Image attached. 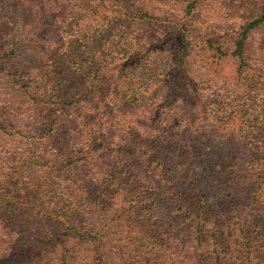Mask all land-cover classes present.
<instances>
[{
    "label": "rangeland",
    "instance_id": "374dc122",
    "mask_svg": "<svg viewBox=\"0 0 264 264\" xmlns=\"http://www.w3.org/2000/svg\"><path fill=\"white\" fill-rule=\"evenodd\" d=\"M110 1L114 5L127 4L130 9L144 8L160 19L127 20L114 18L111 13H107L109 18H94L74 3L65 6L50 4L49 10L59 15L61 23L63 20L70 23L64 34L56 32L60 30L57 26L52 29L54 41L63 35L66 41L65 52L54 53L56 59L52 62L53 68L57 69L58 66L62 72L60 78L81 87L92 64H100L103 59L100 53L111 54L114 58L126 55L122 62L127 63L128 71L120 74L116 70L112 71L117 60L108 69L107 73L114 81L111 82V89L115 88L117 95L114 96L123 100V107L129 112L127 116L138 122L136 132H139L140 138H144V132H151L158 151L163 149L160 155L166 173L158 180L160 188L170 191L172 185L184 188L198 185L208 193L212 202L227 208L228 201L224 198L232 192L242 205L245 199L241 190L245 188L240 186L241 182L238 186L239 181H233L235 179L230 177L232 170L227 163L237 162L242 165L249 160H256V163L258 154L264 150L262 36L260 32H255L252 39L253 52L261 64L262 80L258 89L244 100L237 97L230 67L223 70V77L206 68L201 57L200 41L210 30L232 34L243 21L245 3L249 1L253 4L256 0H208L200 14L195 16L194 13V16L184 18V25L182 9L173 7L165 0ZM27 28L12 0H0V48L5 41L18 42ZM183 33L187 46V73L200 82L204 89L206 115L201 120L197 118V112L185 111L180 91L169 84L166 78V74L173 68V51L165 45L183 43ZM17 52L21 68L35 89L50 95L56 88V78L51 81L42 76L44 70L49 68H43L44 65L28 42L19 44ZM87 54L91 58L95 56L96 61L92 64L88 62L83 68L80 59L87 60ZM74 58L78 65L71 62ZM18 100L0 73V264H95L91 260L94 251L89 245L75 234L68 236L63 221L55 217L63 202L58 195L67 191L72 184L71 178L69 174L60 173L48 165L49 157L45 147L33 138L37 128L22 114ZM239 101H244L243 110L240 108V112L234 114L233 117H236L231 121L229 116L239 107ZM239 114L246 123H241ZM192 117L199 128L195 126ZM241 124L243 129H240ZM11 126L21 129L27 137L6 136L4 130H9ZM63 129L64 132L68 131L66 134L71 145L79 149L84 147L87 133L80 121L66 119ZM117 137L124 140L120 131ZM125 140L133 148H144L139 144L135 146L134 142H138L135 139ZM129 151L124 150L130 154ZM131 165L139 173L145 172L141 164L134 165L131 162ZM158 171L153 174H159ZM23 198L30 203L31 212L15 208V204ZM161 204L163 214L173 224L168 226V231L175 234L176 229L181 227L180 223L168 215L169 204ZM255 215L257 212L250 205L244 207L243 216L247 222L260 224L257 243L264 264V210L260 217ZM100 219L86 210L76 211L71 216L72 223L79 229H97ZM170 233L167 232L165 236ZM175 237L179 241L185 238L181 233ZM47 240H50L49 243ZM108 243L105 251L108 263L122 264L120 254L112 250L116 242L111 243L110 240ZM65 248L68 250V258L63 255Z\"/></svg>",
    "mask_w": 264,
    "mask_h": 264
},
{
    "label": "trees",
    "instance_id": "16d2710c",
    "mask_svg": "<svg viewBox=\"0 0 264 264\" xmlns=\"http://www.w3.org/2000/svg\"><path fill=\"white\" fill-rule=\"evenodd\" d=\"M165 1L182 9V25L185 24L184 18L194 16V13L197 16L208 3V0ZM12 3L28 28L18 42L5 41L0 48V73L20 100L22 114L37 128L33 138L45 147L48 165L60 173L69 174L71 178L72 184L67 191L58 195L63 202L55 214L58 220L63 221L68 236L75 234L89 245L94 251L91 260L95 264H109L105 251L110 240L111 243L116 242L112 250L120 254L122 264H262L263 255L257 243L260 224H249L243 210L250 205L257 212V218L264 210V192L261 191L264 190L263 149L256 163V160L242 165L227 163L232 170L230 177L239 181L238 186L241 182L240 186L245 188L241 190L245 199L242 205L229 192L224 198L229 208L220 206L212 202L208 193L198 185L189 188L172 185L170 191L162 190L158 180L166 173L160 155L163 149L158 151L151 132H144V138H140L139 132H136L138 122L127 116L129 112L124 109L123 100L114 96L117 95L115 88L111 89V82L114 81L107 73L108 69L117 60L112 71L116 70L119 74L128 71L127 63L122 62L126 55L114 58L111 54L100 53L103 58L100 64H92L96 61L95 56L91 58L87 54V60L80 59L81 67L84 68L88 62L93 66L84 74L81 87L60 78L62 72L59 67L54 69L52 66L56 59L54 53L65 52L66 49L64 35L54 41L52 29L57 26L60 30L56 32L64 34L70 23L66 20L61 23L59 15L49 10L50 4L65 6L74 3L94 18H109L107 13L127 20L160 18L144 8L130 9L127 4L114 5L110 0H12ZM255 32L261 33L260 45L264 44V0L245 3L243 21L232 34L210 30L200 41L201 57L206 68L223 77V70L230 67L237 97L241 100L254 93L262 80L261 64L253 52ZM184 36L185 33L184 45H165L173 51V68L166 78L180 91L185 111L197 112L196 116L201 120L206 115L204 89L187 73ZM23 42L32 46L43 68H49L42 73L43 78L51 81L56 78V88L50 95L35 89L23 72L17 52V46ZM71 62L78 65L75 58ZM243 103L239 101V107L229 116L231 121L240 108L243 110ZM239 116L241 123H246L244 117ZM70 118L80 121L85 127L87 140L83 148L71 145L68 131L64 132V121ZM139 119L141 122L142 118ZM240 129H243L242 124ZM4 131L6 136L27 137L21 129L12 126ZM118 131L124 140L117 137ZM125 139H135L138 142L134 145L144 148H133ZM125 149L133 154L124 152ZM131 162L141 164L145 172L139 173ZM82 168L84 171H81ZM156 171L160 173L153 174ZM234 174H238L237 177ZM205 177L209 176L206 174ZM26 201L23 198L15 204V208L31 212L30 203ZM162 202L169 204L168 215L180 223L181 227L176 229L175 234L168 231V226L173 224L163 214ZM83 210L101 218L97 229L74 226L71 216ZM167 232L171 233L165 236ZM179 233L184 235L183 241L175 240V235ZM67 251L65 248L63 253L66 258Z\"/></svg>",
    "mask_w": 264,
    "mask_h": 264
}]
</instances>
